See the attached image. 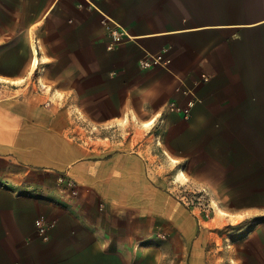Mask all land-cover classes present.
I'll use <instances>...</instances> for the list:
<instances>
[{
	"label": "crops",
	"instance_id": "crops-1",
	"mask_svg": "<svg viewBox=\"0 0 264 264\" xmlns=\"http://www.w3.org/2000/svg\"><path fill=\"white\" fill-rule=\"evenodd\" d=\"M95 5L0 0V264H203L137 253L160 231L194 235L155 185L152 162L168 156L216 216L233 211L227 257L264 264V0ZM99 12L131 40L109 50ZM163 50L167 69L140 70ZM178 87L197 98L188 120L165 110L186 101ZM39 217L56 224L48 242Z\"/></svg>",
	"mask_w": 264,
	"mask_h": 264
},
{
	"label": "rangeland",
	"instance_id": "rangeland-1",
	"mask_svg": "<svg viewBox=\"0 0 264 264\" xmlns=\"http://www.w3.org/2000/svg\"><path fill=\"white\" fill-rule=\"evenodd\" d=\"M144 127L138 132L139 137L146 134L148 125ZM96 133L94 131L95 135ZM152 165L155 169V185L165 188L172 200L186 210V217L193 221L195 231L190 242L182 241L174 231H160L155 234L154 240L151 238L141 240L137 246V253H187V258L188 253H200L203 264H235L233 257H227V253H233L231 241L233 232L232 226L227 225V214L233 211L221 210L226 215L218 212L221 216H216L210 194L189 185L188 178H179L178 173L181 169L176 167L178 164L171 160L170 156L166 162L155 159ZM181 172L183 173L182 170ZM62 192L65 194L63 190ZM142 226L147 230L143 220H140V230ZM144 234V231H140V237ZM181 260L182 264H188L185 257Z\"/></svg>",
	"mask_w": 264,
	"mask_h": 264
},
{
	"label": "built area",
	"instance_id": "built-area-1",
	"mask_svg": "<svg viewBox=\"0 0 264 264\" xmlns=\"http://www.w3.org/2000/svg\"><path fill=\"white\" fill-rule=\"evenodd\" d=\"M95 1L98 0H84V2L90 7V8H96ZM101 15V24L106 28L108 35L111 39V42L108 46L109 50H113L121 45H123L125 42L131 40V37H129L125 31L110 17L107 15L99 12ZM171 64V60L166 57V50H163L155 55H147L142 60L139 61L138 66L140 70L147 71L151 70L155 67H161L164 69H167ZM203 81H208V77L202 76ZM177 92H179L186 101L182 106L177 105L175 101H170L166 104L165 110L171 113H175L180 115L183 119L188 120L190 119L192 115V110L194 109L197 98L191 90L183 87H178ZM58 183L62 187V190L64 192L71 193L73 195L76 194V191L74 189V183L70 180H66L64 177L60 176L58 177ZM195 194V192H193ZM199 194V193H198ZM56 227V224L54 221L47 220L45 217H39L35 221V229L38 237L42 242H48L50 239V233L53 231Z\"/></svg>",
	"mask_w": 264,
	"mask_h": 264
},
{
	"label": "bare ground",
	"instance_id": "bare-ground-1",
	"mask_svg": "<svg viewBox=\"0 0 264 264\" xmlns=\"http://www.w3.org/2000/svg\"><path fill=\"white\" fill-rule=\"evenodd\" d=\"M180 176L182 177V174Z\"/></svg>",
	"mask_w": 264,
	"mask_h": 264
}]
</instances>
